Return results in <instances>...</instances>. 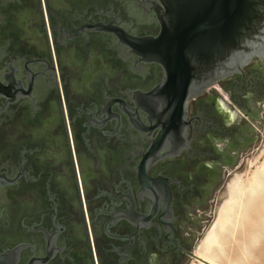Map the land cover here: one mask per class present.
<instances>
[{"label": "flooded vegetation", "instance_id": "1", "mask_svg": "<svg viewBox=\"0 0 264 264\" xmlns=\"http://www.w3.org/2000/svg\"><path fill=\"white\" fill-rule=\"evenodd\" d=\"M134 0H0V253L188 264L264 124V51L189 96L120 43Z\"/></svg>", "mask_w": 264, "mask_h": 264}, {"label": "water", "instance_id": "2", "mask_svg": "<svg viewBox=\"0 0 264 264\" xmlns=\"http://www.w3.org/2000/svg\"><path fill=\"white\" fill-rule=\"evenodd\" d=\"M134 1L145 13H154L160 32L155 36L135 37L120 31L125 37L120 38V43L140 60L160 64L165 75L156 90L169 87L170 91H178L183 106L189 96L240 70L264 51V0ZM260 131L243 167L234 172L242 171L247 165L264 136V124ZM225 196L224 186L212 206L211 221ZM13 253V249L0 253V264H15ZM191 256L199 259L194 252Z\"/></svg>", "mask_w": 264, "mask_h": 264}, {"label": "bare ground", "instance_id": "3", "mask_svg": "<svg viewBox=\"0 0 264 264\" xmlns=\"http://www.w3.org/2000/svg\"><path fill=\"white\" fill-rule=\"evenodd\" d=\"M255 162L256 163L253 166V169L249 172L247 178L243 179L241 176H239V178L236 177L237 179L235 178L234 181L227 184L229 198L223 204H221L215 222L204 236L201 245L196 249L194 253L199 259H194L192 257L193 260L190 264L230 263L229 258L226 254V249L222 248V244L224 243V239L226 237L225 233L228 229L227 224L230 223L232 219L235 205L239 203L238 201H240L239 199L242 194H247V200L254 201H257V198L262 199L264 197V157L259 163L258 159L256 158ZM237 205L239 209L241 208L240 212H237V214L240 216L242 213L241 211H243L242 209L244 207V204L239 203ZM262 206L264 208V202ZM259 220L261 221L257 224V227H253V230L249 231L248 244L242 241V244L233 245L232 250L234 252H236V250H241V255H236L237 253L234 254V258L237 259V263L234 262L233 264L249 263L251 261V257L258 259H260L261 257L264 258V247H258L257 245V242L259 241L258 239L263 232L262 229L260 230V227L261 225L264 226V215L262 217H259ZM253 251L256 254L252 255Z\"/></svg>", "mask_w": 264, "mask_h": 264}, {"label": "rangeland", "instance_id": "4", "mask_svg": "<svg viewBox=\"0 0 264 264\" xmlns=\"http://www.w3.org/2000/svg\"><path fill=\"white\" fill-rule=\"evenodd\" d=\"M263 157H264V136H263L262 140L260 141L259 145L257 146L256 150L254 151L253 155L251 156L250 160L248 161L247 165L245 166V168L240 172H234L233 171L227 179V184L234 181L236 177L239 178V176H241L243 179L247 178L249 175V172L253 169V166L256 163L255 162L256 158L258 159V163H259L263 159ZM251 162H252V164H251ZM225 189H226V196L219 202L212 221L210 222V224L208 225V227L206 228L204 233L201 235V237L199 238V240L196 244L195 251L201 245L204 236L210 230L213 223L215 222L217 215H218V210L221 207V204H223L229 198V196H228V185L225 186ZM247 197H248L247 194H242L240 196V199H239L240 201H238V202L244 204V207L242 209L243 211H241L242 213L240 216L237 214V212H240L241 208L239 209V207L237 205L239 203L236 202L237 204L234 207L232 219H231L230 223L227 224L228 229L225 233L226 237L224 239V243L222 244V248L226 249V254H227L229 261H230L229 264H233L234 262L237 263V261H236L237 259L234 258L235 257L234 254L237 253L236 255H241V250L240 251L236 250V252H234L232 250L233 245L242 244V241H244L248 244L249 243V241H248L249 240V231L253 230V227H257V224L261 221V220H259V217H262L264 215V211H263L264 208L262 206V204L264 202V197L262 199L257 198V201L247 200L248 199ZM262 223H263V221H262ZM261 229L263 232L258 239L259 241L257 242V245H258V247L263 248L264 247V226L263 225H261L260 230ZM257 245H255V246H257ZM255 252H257V251H255ZM253 254H256V253H254V251H253L252 255ZM222 257H224V256H222ZM250 260L251 261L249 263H244V264H264V258L263 257H261L260 259L251 257ZM190 263H191V260L188 262V264H190Z\"/></svg>", "mask_w": 264, "mask_h": 264}, {"label": "clouds", "instance_id": "5", "mask_svg": "<svg viewBox=\"0 0 264 264\" xmlns=\"http://www.w3.org/2000/svg\"><path fill=\"white\" fill-rule=\"evenodd\" d=\"M155 259H156V254L153 253L152 254V259L150 260V264H154Z\"/></svg>", "mask_w": 264, "mask_h": 264}]
</instances>
